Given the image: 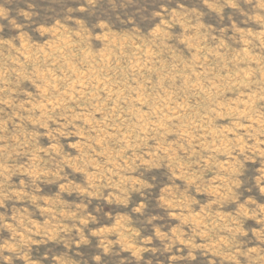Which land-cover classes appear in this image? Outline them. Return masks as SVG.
<instances>
[{
	"label": "rangeland",
	"instance_id": "1",
	"mask_svg": "<svg viewBox=\"0 0 264 264\" xmlns=\"http://www.w3.org/2000/svg\"><path fill=\"white\" fill-rule=\"evenodd\" d=\"M0 264H264V0H0Z\"/></svg>",
	"mask_w": 264,
	"mask_h": 264
}]
</instances>
